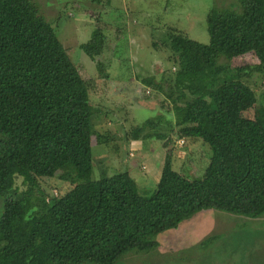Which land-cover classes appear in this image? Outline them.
I'll return each instance as SVG.
<instances>
[{
    "label": "trees",
    "instance_id": "trees-1",
    "mask_svg": "<svg viewBox=\"0 0 264 264\" xmlns=\"http://www.w3.org/2000/svg\"><path fill=\"white\" fill-rule=\"evenodd\" d=\"M206 23L208 43L170 30L160 44L177 66L169 80L142 79L173 102L177 135L212 149L204 174L191 181L196 204L173 216L128 170L92 177L91 84L37 0H0V264H116L130 255L153 262L159 237L200 211L264 214V118L243 113L245 102L257 101L250 74L223 62L249 56L263 71L264 0L216 4ZM63 170L75 186L29 220L33 197L49 195L40 180Z\"/></svg>",
    "mask_w": 264,
    "mask_h": 264
},
{
    "label": "rangeland",
    "instance_id": "rangeland-1",
    "mask_svg": "<svg viewBox=\"0 0 264 264\" xmlns=\"http://www.w3.org/2000/svg\"><path fill=\"white\" fill-rule=\"evenodd\" d=\"M233 1L37 0L91 84L94 179L128 170L138 190L155 194L156 202L173 216L196 204L191 181L204 174L212 149L201 138L178 136L173 102L142 79L154 76L159 81L164 75L169 80L174 75L172 53L160 46L170 30L208 43L210 9ZM223 62L250 74L245 79L256 90L257 101L245 102L243 113L263 119L264 68L256 69L258 60L249 56ZM72 177L63 170L40 180L41 190L49 195L46 200L39 194L33 197L29 220L44 213L55 194L75 186ZM16 181L25 189L21 177ZM3 210L0 196V217ZM159 241V248L149 253L153 262L130 255L116 264H164L166 257V264H264V214L249 218L203 210Z\"/></svg>",
    "mask_w": 264,
    "mask_h": 264
},
{
    "label": "built area",
    "instance_id": "built-area-1",
    "mask_svg": "<svg viewBox=\"0 0 264 264\" xmlns=\"http://www.w3.org/2000/svg\"><path fill=\"white\" fill-rule=\"evenodd\" d=\"M177 143L179 144V140L177 141ZM131 155H133V153H130Z\"/></svg>",
    "mask_w": 264,
    "mask_h": 264
}]
</instances>
